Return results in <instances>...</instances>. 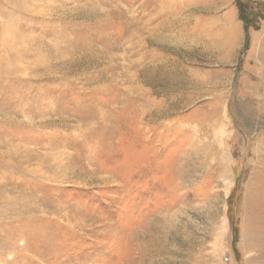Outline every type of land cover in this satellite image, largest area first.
<instances>
[{
    "label": "rangeland",
    "instance_id": "rangeland-1",
    "mask_svg": "<svg viewBox=\"0 0 264 264\" xmlns=\"http://www.w3.org/2000/svg\"><path fill=\"white\" fill-rule=\"evenodd\" d=\"M261 3L0 0V264H264Z\"/></svg>",
    "mask_w": 264,
    "mask_h": 264
},
{
    "label": "trees",
    "instance_id": "trees-1",
    "mask_svg": "<svg viewBox=\"0 0 264 264\" xmlns=\"http://www.w3.org/2000/svg\"><path fill=\"white\" fill-rule=\"evenodd\" d=\"M260 8H263L264 7V4L261 3V4H258ZM239 9H240V18L241 20L244 22V28L246 31H248V22H247V18L249 16V12H247V8L245 7V9L240 5L239 6ZM246 12L248 14H246ZM252 28H256V27H252Z\"/></svg>",
    "mask_w": 264,
    "mask_h": 264
}]
</instances>
